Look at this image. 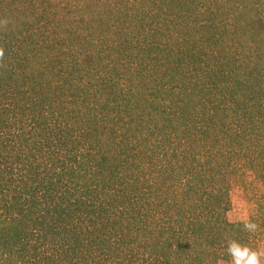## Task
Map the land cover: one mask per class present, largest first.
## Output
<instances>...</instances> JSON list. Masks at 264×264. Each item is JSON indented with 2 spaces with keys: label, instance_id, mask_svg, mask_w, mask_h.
<instances>
[{
  "label": "trees",
  "instance_id": "obj_1",
  "mask_svg": "<svg viewBox=\"0 0 264 264\" xmlns=\"http://www.w3.org/2000/svg\"><path fill=\"white\" fill-rule=\"evenodd\" d=\"M0 264H219L264 249V0H0ZM242 191L259 227L232 222Z\"/></svg>",
  "mask_w": 264,
  "mask_h": 264
},
{
  "label": "clouds",
  "instance_id": "obj_2",
  "mask_svg": "<svg viewBox=\"0 0 264 264\" xmlns=\"http://www.w3.org/2000/svg\"><path fill=\"white\" fill-rule=\"evenodd\" d=\"M9 23L7 19H0V29L7 30ZM4 57L5 49L0 45V67L5 66ZM242 224L243 230L247 232H255L259 227L255 222L247 219ZM226 253L230 257V264H264V251L253 249L235 239L228 240Z\"/></svg>",
  "mask_w": 264,
  "mask_h": 264
},
{
  "label": "rangeland",
  "instance_id": "obj_3",
  "mask_svg": "<svg viewBox=\"0 0 264 264\" xmlns=\"http://www.w3.org/2000/svg\"><path fill=\"white\" fill-rule=\"evenodd\" d=\"M254 210H255L254 204L248 202L245 199V195L242 191L238 190L233 193L232 209L229 213L230 221L243 222L246 219L249 220ZM220 264H230V261H222Z\"/></svg>",
  "mask_w": 264,
  "mask_h": 264
}]
</instances>
